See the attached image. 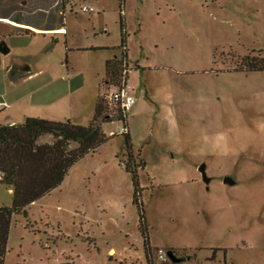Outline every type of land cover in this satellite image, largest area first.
<instances>
[{"label":"rangeland","instance_id":"rangeland-1","mask_svg":"<svg viewBox=\"0 0 264 264\" xmlns=\"http://www.w3.org/2000/svg\"><path fill=\"white\" fill-rule=\"evenodd\" d=\"M83 5L95 12L82 13ZM119 6L71 0L65 37L18 34L0 22L9 49L0 53V102L8 105L0 126L26 117L87 126L96 96L115 89L110 75L100 82L109 52L70 50L119 46L120 21L135 99L128 136L102 103L106 141L12 216L4 264H264V0ZM125 167L138 176L148 259ZM11 205L12 190L0 184V206Z\"/></svg>","mask_w":264,"mask_h":264},{"label":"trees","instance_id":"trees-1","mask_svg":"<svg viewBox=\"0 0 264 264\" xmlns=\"http://www.w3.org/2000/svg\"><path fill=\"white\" fill-rule=\"evenodd\" d=\"M123 3L124 0H119L120 8ZM119 23L120 49L126 46V33L122 22ZM123 58H127V51L121 57L114 56L105 62V76L110 75L115 85ZM102 103L106 109L104 98L96 99L94 114L87 126L75 125L68 120L53 121L31 117H26L20 125L0 126V184L12 190L11 207L0 206V264H4L12 216L25 213L29 205L59 186L79 159L94 152L106 141L102 126L98 122L102 115ZM43 136L50 137L51 141L40 143L39 139ZM70 143H75L76 148H69ZM125 170L131 175L133 202L139 211L140 230L148 259L149 238L142 216V202L138 195V176L134 170L130 171L127 167Z\"/></svg>","mask_w":264,"mask_h":264},{"label":"crops","instance_id":"crops-1","mask_svg":"<svg viewBox=\"0 0 264 264\" xmlns=\"http://www.w3.org/2000/svg\"><path fill=\"white\" fill-rule=\"evenodd\" d=\"M68 2H61L59 4L58 0H0V22L9 24L12 26L18 34L23 33H42V35L49 36H66L67 29L65 28V9L70 6L71 0H65ZM19 6V7H18ZM92 7V6H91ZM71 8V7H70ZM35 16L36 19L34 18ZM42 19V20H41ZM63 31V33H60ZM39 35V34H36ZM66 41V38H64ZM127 45V43H126ZM82 50L83 52H101L108 51L109 54L103 60V74L100 77V82L105 76V62L112 57L119 55L118 46H110L106 43L92 44L87 48H72V50ZM117 51V52H116ZM116 52V53H115ZM128 59V54H127ZM129 63V61H128ZM70 71L73 70L70 63H67ZM26 72L25 74H27ZM28 75V74H27ZM99 87V85H98ZM97 99V96H96ZM95 99V102H96ZM95 102L93 104V112L90 121L94 114ZM67 121V120H65ZM69 121V120H68ZM89 121V122H90ZM7 125H15L13 122ZM8 192L11 190L8 188Z\"/></svg>","mask_w":264,"mask_h":264},{"label":"built area","instance_id":"built-area-1","mask_svg":"<svg viewBox=\"0 0 264 264\" xmlns=\"http://www.w3.org/2000/svg\"><path fill=\"white\" fill-rule=\"evenodd\" d=\"M82 13L90 14L94 13L95 10L91 6L83 5L80 8ZM121 55L122 53L127 51L126 46H122L121 48ZM120 55V57H121ZM127 58H123L119 67L117 82L114 86V90L107 91L104 95V101L108 113L109 118L118 119L117 121L121 123L122 127L120 128L119 134L120 135H128L129 130L127 126V113L131 110V108L135 104V99L131 95L129 91V87L127 86V77L128 73L132 70L129 66ZM8 105L6 103L0 102V112H3ZM119 117L117 118V116ZM110 135H113L111 132ZM2 174L0 173V180ZM159 259L165 261L166 258L164 257L163 253L159 252Z\"/></svg>","mask_w":264,"mask_h":264},{"label":"water","instance_id":"water-1","mask_svg":"<svg viewBox=\"0 0 264 264\" xmlns=\"http://www.w3.org/2000/svg\"><path fill=\"white\" fill-rule=\"evenodd\" d=\"M9 51V49L7 48V46L5 45L4 42H0V53L1 54H6ZM21 72H28L29 68L25 67L24 69L20 70ZM201 176H202V180L204 181L205 184H208L210 182V179L206 176L205 173V165L201 164L198 168ZM223 183L227 184V185H233L235 183V181L231 178V177H224L223 178ZM167 258L173 262V263H177L179 262V258L175 257L174 254L172 253V251H168L167 252Z\"/></svg>","mask_w":264,"mask_h":264}]
</instances>
